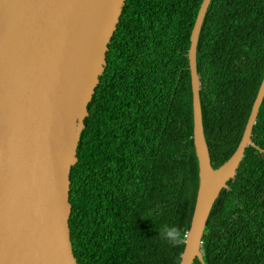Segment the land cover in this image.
<instances>
[{
    "label": "trees",
    "instance_id": "16d2710c",
    "mask_svg": "<svg viewBox=\"0 0 264 264\" xmlns=\"http://www.w3.org/2000/svg\"><path fill=\"white\" fill-rule=\"evenodd\" d=\"M201 2H124L68 176L79 264H179L198 183L186 55ZM195 64L216 169L236 150L264 75V0H210ZM250 140L206 219L204 264H264V96Z\"/></svg>",
    "mask_w": 264,
    "mask_h": 264
},
{
    "label": "water",
    "instance_id": "95a60500",
    "mask_svg": "<svg viewBox=\"0 0 264 264\" xmlns=\"http://www.w3.org/2000/svg\"><path fill=\"white\" fill-rule=\"evenodd\" d=\"M125 0H0V264H79L72 251L69 171L104 54ZM210 0H202L187 62L198 183L179 264L202 261L201 237L221 189L253 144L264 75L240 142L213 169L203 135L195 55Z\"/></svg>",
    "mask_w": 264,
    "mask_h": 264
},
{
    "label": "clouds",
    "instance_id": "9594fccd",
    "mask_svg": "<svg viewBox=\"0 0 264 264\" xmlns=\"http://www.w3.org/2000/svg\"><path fill=\"white\" fill-rule=\"evenodd\" d=\"M161 235L163 239H165L170 244L175 245L178 241V232L174 227H170L168 225H164L161 228Z\"/></svg>",
    "mask_w": 264,
    "mask_h": 264
}]
</instances>
